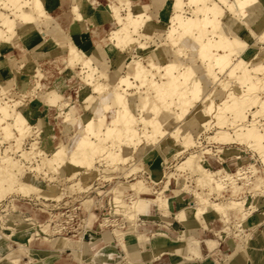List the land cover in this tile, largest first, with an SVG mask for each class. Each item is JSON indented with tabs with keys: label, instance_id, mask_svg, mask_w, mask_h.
I'll use <instances>...</instances> for the list:
<instances>
[{
	"label": "bare ground",
	"instance_id": "6f19581e",
	"mask_svg": "<svg viewBox=\"0 0 264 264\" xmlns=\"http://www.w3.org/2000/svg\"><path fill=\"white\" fill-rule=\"evenodd\" d=\"M54 1L2 0L0 3L3 7L9 8L13 16L10 18L6 14L0 15V24L6 28L4 32L0 29V71L9 72L10 68L16 65V55L2 54V50L11 41L18 37L28 41L38 36L34 43L24 48L22 56L18 58L24 61L26 70H32L33 66L41 61L42 56L61 51L60 59L66 68L71 69L75 63L79 62L81 70L77 73L83 74L82 77L86 82L76 89V101L79 98L81 100L87 99L84 101V109L80 111H77L74 105L69 103L70 100L68 101L61 91V87L66 84L67 73L56 75L51 80V88L46 90L41 88L30 104L19 106L17 111H12L7 102L0 101V143L3 140L13 138L14 145L19 148L24 138L33 133V116L40 126V136L49 133L54 136L50 128L51 121L49 122L46 116L34 115L36 104L53 106L55 107L54 116H63L59 128L61 135H67L66 133L71 127L77 130L78 135L74 137L72 143L59 142L48 152L42 149L34 139L30 151H23L22 155L39 156V159L37 157L35 160L37 161L36 171L68 173L72 176L81 172L88 173L96 169L93 163L98 161L99 157L102 158V154L108 162L114 163V165H116L115 162L120 164L115 166L114 171L120 170L121 165L130 160L139 141L142 144L153 145L161 142L162 139H158L159 134L163 135L166 131H176L182 119L194 106V102L200 99L201 94H203L202 99L205 102L201 108L204 109L209 118L216 120L217 130L212 138L220 139L223 142H245L247 146L258 153L261 163L264 164V126L260 128L261 125L258 124L261 119H264V97L260 96V93H264V55L257 56V53L253 52L248 57L243 56L249 43L234 29L237 20H239L251 36H256V42L264 41V26L260 28L264 20V0H163V5L159 11L160 18H153L154 9L152 7L161 3L162 0H149V2L123 0L122 2L127 8L126 15L120 12L121 7L115 2L116 0H106L102 4L103 6L97 9L92 8L87 0H60L63 9L67 8L74 19L68 30H65L63 16L49 13ZM118 2L121 1L118 0ZM223 6L230 13L226 12ZM141 10L143 12H138ZM187 10H190V15L186 14ZM145 14L151 17L144 19L143 15ZM108 18L111 20L112 27L104 39L111 46L121 51L128 50L129 52L131 50L130 58L124 64V67L129 68L125 75L119 71L118 65L112 70L108 68L105 54L100 46L101 56L89 54L84 49L86 39L80 41L77 38L80 31L99 38L100 28L103 29L102 21ZM85 19H88L90 25L84 22ZM161 20L171 23L170 29L165 31V26L163 30L158 29ZM251 21L260 29L257 31L253 29L250 24ZM140 38L151 39V46L147 41L141 42ZM103 42L105 41L103 40ZM149 46L150 48H148ZM153 49H157L161 56L165 55L166 62L156 63L151 53ZM29 51H33L36 57L32 59ZM141 55L143 56L141 57ZM253 57H258V60H251ZM153 68H158V70L163 68L165 80L156 81L152 72ZM132 79L138 81L139 84L134 83ZM207 82L210 83L209 86L215 82L218 85L222 84V87L217 90L218 92H211L210 89L208 90L209 87H206ZM224 82L228 83L225 84ZM147 83L155 87V93L160 99V103L150 101L147 106L148 111L143 113L141 117V120L144 121V127L139 132L135 125L138 121L136 115L142 107L146 106L147 101L143 99L144 97H139V100L138 98L135 99L136 93L131 91V86L140 88V85L143 86ZM41 84L42 81L39 84L40 87ZM87 85L92 86V89L90 88L88 91L89 86ZM206 91L210 92L205 93ZM137 92H141V89ZM138 95L140 96V94ZM217 96L220 98L219 102H215ZM174 107L178 110L175 111ZM254 107L255 110H253ZM109 112H111L110 116H108ZM227 112H231L230 117L227 116ZM248 114L253 117L251 121L248 119ZM8 118H11L12 122H6ZM4 122H6L5 125H3ZM164 122L171 123V126L167 129L161 127L160 125ZM149 127L152 128V131L149 130ZM14 129L17 130L18 134L14 132ZM109 138H117L120 142L116 144L112 140L109 145L106 142ZM192 144L194 142L190 141L185 144H178L177 147L173 148L174 151H183ZM209 151V148H202L198 152H191L176 165L177 168L183 165H192L195 170L199 171L196 185L201 188L206 187L208 191L204 193L194 188L191 189L193 198L185 206L182 204L183 199L179 196L165 195L166 198H162L158 194L156 198L160 201L155 204L157 209L160 211L172 209L174 214L181 216L179 218L182 221H185L189 216L201 220L203 215L206 216L210 212H215L217 214V217L213 218L215 222L227 219L231 211L241 209L244 202L242 198L215 201L209 198V194L223 190L232 193L238 192L241 185H236L237 179L246 178L243 184H254L251 177L256 172L254 162H250V165L247 163L248 166L240 165L234 172H229V167L224 162L218 167L212 166L207 156ZM139 154L137 153L138 156ZM241 155L240 153L235 155L240 163L243 158ZM1 159L8 164L17 165L16 174H18L17 180L21 191L23 188L35 185L32 182L35 178L18 165V158L12 160L9 157H2ZM249 160L253 161L252 159ZM204 161L211 164L212 168L208 169ZM110 169L108 167L105 171H110ZM222 173L225 174L221 175ZM87 176L89 177L88 174H86ZM172 178L176 179L174 172L167 175L166 186L170 185ZM133 185L132 193L123 192L119 194L116 185L110 190V193L114 203L113 212L116 213L127 206L130 218L135 220L140 212L150 210L151 202L142 197L144 193L148 192V187L142 181L134 182ZM254 187H259L258 190L254 191L256 196L258 195L257 192L264 194V187L258 184H254ZM64 191H66L65 187L53 192L41 190L40 193L44 197L57 196L58 198ZM126 197L128 202L125 200ZM255 210H258V207H255ZM70 211L69 209L64 211L66 217ZM87 212L90 214V207L87 208ZM81 217L77 221L78 224L72 228V237L65 238L66 244L63 247L64 250L71 251L76 260L80 261V264H82V257H80L79 248L85 230L77 233L78 235H73V232L75 227L77 229L80 226ZM71 218H63V225L66 226L64 221L70 223ZM8 220L20 223L25 221L23 216L19 219L8 218ZM108 222L109 217H105L100 224L107 225ZM202 224L204 223L202 222ZM44 226L43 232L45 233L49 228L47 225ZM10 229L13 232L7 236H12L20 231L17 224H13ZM51 230L58 233L61 229L60 226L59 228L53 226L50 228ZM141 235L138 234V236ZM75 236H77L76 240L74 239ZM124 237H126L125 233H117V238L122 243ZM175 237L179 242L185 243L187 256L197 249V245L199 246L198 241H195L191 235H177ZM34 238H41V236L30 234L25 240L31 242ZM236 239L238 244L233 252L227 255V258L234 257L242 244L245 243L246 246V238L236 235ZM145 241L144 244L148 246L150 239ZM19 246L26 247L25 243H19ZM4 247V241L1 240L0 248ZM151 248L155 256L161 250L159 247L151 246Z\"/></svg>",
	"mask_w": 264,
	"mask_h": 264
},
{
	"label": "rangeland",
	"instance_id": "374dc122",
	"mask_svg": "<svg viewBox=\"0 0 264 264\" xmlns=\"http://www.w3.org/2000/svg\"><path fill=\"white\" fill-rule=\"evenodd\" d=\"M1 1L2 0H0V3ZM120 1L121 2H118V0H116L115 2L121 7L120 12L123 15H126L127 8L123 4L122 2L123 0ZM139 1L149 2V0H139ZM162 5H163V0L161 3L155 4L154 7L150 5L154 9L153 18H160L159 11ZM60 7L61 9H63L62 4H60ZM223 8L226 12H229L225 6H223ZM49 13L52 14L51 10L49 11ZM190 13H191L190 10H187L186 14L190 15ZM4 14L8 15L10 18H13L11 12L9 11V8H5L3 7L2 4H0V15H4ZM146 15L147 14L143 15L144 19L151 17ZM262 22L263 23H261L260 28L264 26V20ZM159 23H161V25L158 27V29L163 30L164 26L166 27L165 31L170 29L171 23H166L165 21L163 22L162 20L159 21ZM88 24L90 25V23ZM250 24L252 28L255 29L256 31L260 29L257 28V26L255 25V23H253V21H251ZM111 27L112 24H110V26L108 27L106 34L109 33V29ZM0 29L3 32L6 31L5 26L1 24H0ZM234 29L237 30V32L241 37L247 39L249 43L248 48L247 47L245 48L246 52L244 53L243 56L248 57L250 56V54H253V52H256L257 56L264 55V41L256 42L255 41L256 36H251L247 32V30L243 27V25L239 20H237ZM100 30H101L100 35L101 34L103 35L102 41L103 40L106 41L104 39V37L106 36V34L103 33L104 29L100 28ZM92 38L98 39V36L93 35ZM154 40L158 41L156 38H154ZM140 41L141 42L147 41L150 46H151L150 43H152L151 39L140 38ZM150 46L148 48H150ZM114 51H116L118 54L115 55L113 53ZM114 51L111 53V55L113 54L112 60L109 62L107 61L108 68L112 70L115 66L118 65L119 71L123 75H125V72H127L129 68L124 67V64L130 58L131 50L129 52L128 50L121 51L118 48L114 47ZM187 51L189 52V50ZM29 52L32 55V59L36 57L33 51H29ZM60 52L50 53L48 55L42 56L41 61L35 64L32 70L30 69L26 70L25 69L26 65L24 61L18 59L22 56V53L17 57L15 56L16 65L11 67L9 72H6L5 70L0 71V101L7 102L10 105V109L12 111L15 110L17 111L19 110V106L21 105L25 106L30 104L32 99H34L35 96L40 92L41 88L42 90L51 88L52 86L51 80L56 75L67 73V76L65 78L66 84L61 87L63 96L66 97L68 101L70 100L69 103L73 104L74 108L77 111L83 110L84 101L87 99H82V101L81 100L77 101L79 104H76V97H75L76 89L80 88L82 84H86L85 80L82 77L83 74L79 75L77 73L80 72L81 70L80 64L79 62H77L73 65L71 69L66 68L64 63L61 62ZM151 53L153 55V60L156 63L166 62L167 59L165 55L161 56L159 52H157V49H153ZM142 56L143 55H141V57ZM251 60L257 61L258 57H253ZM142 61L144 62L145 65H147V63L144 60ZM152 72L154 73V78L156 81L161 82L165 80V76L163 75L164 73L163 68L159 70L158 68H153ZM3 77H6V79H4ZM132 80L134 81V79ZM41 81L42 84L40 87L39 84ZM134 83L139 84L138 81H134ZM224 83L226 84L228 82H224ZM209 84L210 83L207 82L206 87H209L208 90L210 89L211 92H215L221 89L222 87V84L218 85L215 82H213V84H211L210 86ZM87 86H89L88 91L90 90V88L92 89V86L90 85ZM140 86H141L140 88L131 86V91H134L136 93V96L134 97L135 99L138 98L139 100V97L140 98L144 97L143 99L147 101L146 106L142 107L139 110L140 113L138 112V114L136 115L138 121L135 123V125L139 132H141L144 127V121L141 120V117L143 113L148 111L147 106L150 103V101L160 103V99L156 96L154 86H151L150 83ZM139 89H141V92H137V90ZM210 91H206L205 93ZM138 94H140V96ZM260 96L264 97V93H260ZM202 97L203 94H201L200 99H197L194 102V106L190 109L189 113L186 114L185 118L182 119L181 124L176 131H166L165 133H163V135L160 134L158 135V139H162L161 142L159 141L158 143H155L153 145L152 144L146 145V144H142V142L139 141L135 151L132 152L131 154L130 160L127 163L122 164L121 169L116 170L117 172L114 171L115 166L116 165L119 166L120 164L115 162L116 165H114V163L108 162V160H105L106 157L103 156V154L101 156L102 158L99 157V160L93 163L96 169L91 170L88 173L81 172L80 174L72 176L71 174L68 173L59 174L48 171L46 172L47 173L46 174L43 170H40V172L39 170L36 171L35 167L37 161L35 160L39 159V156L22 155L23 151L25 152L30 151L31 143L34 141V139L37 141L38 145L42 149L48 152L59 142H66L69 144L72 143L74 137H76L78 133L74 127H71L69 128V131L66 133L67 135H61V133L59 132V128L62 124L63 116L62 115H58L57 117L52 116L53 113L55 112L54 109L55 107L53 106L47 107L48 108L47 112H49V114H45L44 116L48 118L49 122L51 121L50 128L51 131L54 133V136H51L50 133L40 136L41 135L39 128L40 126L38 124V121H36L35 117L33 116L34 119V121L32 122L33 133L30 136L24 138L19 148H16V146L14 145L15 141L13 138L6 141L3 140L0 143V191H1L0 241L3 240L5 244L4 248H0V258L2 256H7L9 258H18L19 255L22 256L27 255L29 258L36 257L35 255H33V253L38 252V250L36 249H40L42 248V246H44L41 244L38 245L36 244L35 245L36 248L32 247L39 240L53 241L54 243L56 241L59 242L61 241L63 244L62 246L64 247L66 244L65 238L72 237L71 236L72 232L64 233L62 231L64 227L63 225L64 223H62V221L64 219H67L68 217L70 218L72 217L71 221L73 223H77V221H79V217L82 216L79 222L80 226L77 229L75 227L73 235H78L77 233H81L86 227H90L91 230L98 229L97 228L98 223L101 222L105 217H109V222L107 224H115L116 226L108 225L104 229H108V230L113 229V233L115 234L117 233V230H119L120 233H125L126 237H124L123 243L119 240L122 243V246L128 244L130 245L134 244L138 240L141 241H145L147 239L149 240L150 239L148 234L149 226L144 220H143L144 222H141L142 218L140 216V214H146V213L140 212L137 218L138 221L137 219H135L136 220L135 221L130 218L131 216L128 213L127 206L121 208L119 211L114 213L113 212L114 203L110 190L116 185V190L119 191V194L123 192L132 193L134 182L142 181L148 187V192L144 193L142 197L145 200L151 202L149 208L150 210L151 207L155 206V204L160 201L159 199L156 198L158 194L162 198H166V196H172V195H174L172 197L179 196L181 197V199H183L182 204L184 206L188 205V201L193 198L191 189L194 188L197 191L205 193L208 191V188L206 187L201 188L200 186L196 185V178L197 176H199V171L195 170V168L192 165H183L182 167L179 168H177L176 165L177 163L182 162V160H184L191 152L194 153L198 152L202 148L203 149L209 148L210 151L207 154V156L213 167H218L222 165L223 162L226 163L227 160L233 161L234 165L232 164V167H229L227 165L229 167L228 170L229 172H234L236 169L240 167V165L248 166L250 165L249 164L250 162H254L256 172L252 174L253 175L251 176L252 180L254 184H258L259 186L264 187V164L261 163L259 155L255 150L247 146L245 142H239V141L223 142L220 139L212 138V136L215 134L217 130V124H216V120L214 118H209L207 113H205L204 109L201 108L202 106H204L203 104H205V102H203L204 100L202 99ZM219 101L220 98L217 96L215 102H219ZM37 105L39 104L35 105V109ZM35 109H34V115L36 116L38 114L35 112ZM173 109L175 111L178 110L175 107ZM255 109L256 108L254 107L253 110ZM110 113L111 112L108 113V116L111 115ZM203 114H206L207 116ZM227 116L230 117L231 112H227ZM191 117L194 118L191 119ZM252 118H253L252 115L248 114V119L250 121L252 120ZM6 122L9 123L12 122L11 118H8ZM6 122H4L3 125H5ZM258 124L261 125L260 128L264 126V119H261V122ZM160 126L167 129L171 126V123L164 122ZM149 130L152 131V128L149 127ZM14 132L18 134L16 129H14ZM59 134L61 140L58 137ZM112 140H114L116 144L120 142V140L117 138L115 139L109 138L106 140V142L110 145L112 143ZM190 141H193L194 144L190 145L183 151H174V148L177 147L178 144H185ZM150 146L156 148L161 153V157L163 159L162 168H160V172L157 177H152L150 175L148 167L141 159V152H142L141 148L145 149ZM137 153H140L139 156L137 155ZM239 153L242 154L241 156L243 157L241 163L235 158V155ZM2 157L4 158L9 157L12 160L18 158L19 159L18 165L21 166V168L24 171L30 173V175L35 178L34 181H32L35 185L28 188H23V190L21 191L19 187L20 184L17 180L18 174H16L17 165L15 166L12 164H8L6 161L1 159ZM249 159H252L253 161ZM204 163L206 164V166H208V169L212 168L211 164H209L207 161H204ZM108 167L111 168L110 171H105V169L106 168L108 169ZM112 168L114 169L112 170ZM42 171L44 172V174ZM172 172L175 173L176 179L172 178L170 181V185L166 186L167 175H169ZM147 173L149 174L148 177L146 175ZM86 174H88L89 177L88 176L86 177ZM224 174L225 173H222L221 175ZM245 180L246 178L236 180L235 182L236 185H241V189L238 192L232 193L226 190H223L221 192H213L212 194H209V198L215 201H220L227 198L244 199V202L242 203L240 210L231 211L227 219H221L216 222L212 221L213 225L211 227L214 228L217 233L222 234L226 239H228L231 242H235L236 244H238L236 235L246 238L247 239L246 248H247L249 244L253 243L254 240H256L257 235L256 234L254 235V233L252 232L254 230L251 231V230H247L246 228H252L256 225V223L264 221V194L257 192L258 195L256 196L254 191L256 189L258 190L259 187H254V184L245 185L243 184V181ZM63 187L66 188V191H64V193L58 198L57 196H52L53 198L51 196L44 197V195L42 196L40 193L41 190L46 192H53V191H58ZM165 188H170L172 191H174V194L166 193ZM125 200L126 202L129 201L127 197L125 198ZM88 207L91 208L90 214L88 213L89 215L86 214V210ZM255 207H258V210H255ZM64 208L71 210L70 212H68V217L63 216L64 211L62 210H65ZM173 215L177 219V221H180L184 226L198 224L196 219L192 216H189L185 221H182L181 218H179L181 216L176 215V213L174 214V212ZM21 216H23V219H25L24 223L11 222L10 220H8V218L19 219ZM127 216L129 219L132 220L133 223L132 227H129L128 223L124 224ZM13 224H17V226H19L20 231L12 236H7V234L13 232L10 229ZM44 225H47V227L49 228V230L45 233L43 232V228H45ZM177 225L178 224L176 222H173L171 225L172 227L175 228L174 231L175 236L177 235L193 236L192 234H186L184 232L177 231V227H178ZM202 225L204 226V224ZM53 226H55L56 228H59L60 226L61 230H59L58 233L52 230L50 231V228ZM104 226H105L104 224L101 225V227ZM98 230H100V228ZM137 232H139L142 235L138 236L139 233L137 234ZM30 234H38L41 236V238H34L31 242H26L25 239ZM76 238L77 236L74 237L75 240ZM194 240L198 241L195 237ZM19 243H25L26 247L23 246L20 247ZM216 254L218 255L220 254V252L218 253L215 252V255ZM1 260H6V259L2 258Z\"/></svg>",
	"mask_w": 264,
	"mask_h": 264
},
{
	"label": "crops",
	"instance_id": "0c3cea01",
	"mask_svg": "<svg viewBox=\"0 0 264 264\" xmlns=\"http://www.w3.org/2000/svg\"><path fill=\"white\" fill-rule=\"evenodd\" d=\"M105 1L87 0L88 4L94 9L102 7ZM60 3V0H55L51 12L53 15L58 14L57 16L64 17L66 21H64V27L65 30H68L74 19L67 8L61 9ZM138 12H143V10ZM84 22L88 23V19H85ZM110 23L111 20L109 18L102 21L104 34H106ZM102 36L101 34L98 39L93 40L92 34H84L80 31L77 38L80 41L86 39L84 49L89 54L101 56L100 46L106 60L109 62L113 58V54L111 55V53L114 51V46H111L107 41L103 42ZM37 39L38 36L25 41L23 38L18 37L2 50V54L18 56L24 51V48L29 47ZM80 41L78 42L80 43ZM113 53L115 55L118 54L116 51ZM3 78L6 79V77ZM80 100L77 99V101ZM77 101L76 104H79ZM47 107L48 105L46 104L37 105L35 112L38 115L36 116L43 117L45 114H49ZM54 113L52 116H54ZM141 150V159L148 167L150 175L157 177L160 168H162L163 159L161 153L152 146L145 149L141 148ZM226 163L229 167H232V164L234 165L231 160H227ZM165 192L174 194V191L170 188H165ZM167 210V212H161L153 206L148 212H143L146 214H140L142 218L141 222L145 221L149 226L148 234L150 242H148V246L141 240L131 245L122 246V243L117 239V233L121 234L119 230L115 234L113 233V229H104L108 225L116 226L115 224H105L104 227H101V222H99L98 227L100 230H91L90 227L84 228L85 234L79 248L82 264H264V221L256 223L252 228H246L247 230H254L252 232L254 235H257L256 240L249 244L247 248L245 243L242 244L241 248L237 249L239 252L234 257L227 258V255L233 252L237 244L229 241L222 234L217 233L214 228H209L212 226V221L217 217L215 212H210L206 216L203 215L201 217L202 221L196 218L197 225L184 226L174 217L172 209ZM86 214L89 215L87 210ZM173 222L178 224L177 231L192 234L198 240V250L196 249L195 252L188 256L185 254V243H181L176 239L174 235L175 228L171 226ZM126 223L129 224V227L133 225L132 220L128 216L124 224ZM36 244L44 245L42 248L36 249L38 252L33 253L36 257L29 258L27 255H19L18 258H9L2 256L0 264H80V261L76 260L71 251L63 249L61 241L54 243L53 241L39 240L32 247L36 248ZM151 246L161 248L159 254L155 256ZM215 252H220V254L215 255ZM2 258L6 260H1Z\"/></svg>",
	"mask_w": 264,
	"mask_h": 264
},
{
	"label": "built area",
	"instance_id": "2783aa9c",
	"mask_svg": "<svg viewBox=\"0 0 264 264\" xmlns=\"http://www.w3.org/2000/svg\"><path fill=\"white\" fill-rule=\"evenodd\" d=\"M146 175H147V177L149 176L148 173H147ZM64 209H65V210H62V211H65V212H66L67 208H64ZM63 216H66L65 213H64ZM71 220H72V218L70 219V223H67L66 221H64V222L66 223V224H65L66 226H64V227H63V230H62L64 233L73 231L72 228H73L75 225L78 224V223H73ZM97 228L99 229V227H97Z\"/></svg>",
	"mask_w": 264,
	"mask_h": 264
}]
</instances>
